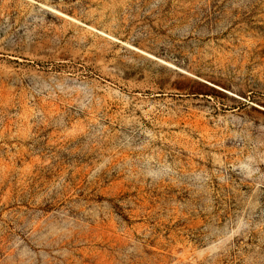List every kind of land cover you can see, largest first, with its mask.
Returning a JSON list of instances; mask_svg holds the SVG:
<instances>
[{
	"label": "rangeland",
	"instance_id": "rangeland-1",
	"mask_svg": "<svg viewBox=\"0 0 264 264\" xmlns=\"http://www.w3.org/2000/svg\"><path fill=\"white\" fill-rule=\"evenodd\" d=\"M0 264H264V0H0Z\"/></svg>",
	"mask_w": 264,
	"mask_h": 264
}]
</instances>
